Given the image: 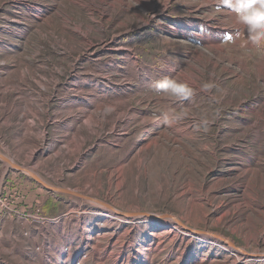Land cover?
Masks as SVG:
<instances>
[{
  "label": "rangeland",
  "instance_id": "rangeland-1",
  "mask_svg": "<svg viewBox=\"0 0 264 264\" xmlns=\"http://www.w3.org/2000/svg\"><path fill=\"white\" fill-rule=\"evenodd\" d=\"M214 8L0 0V155L17 164L0 157V264H264V71L219 51L233 39ZM163 77L194 95L164 98ZM109 107L136 116L127 131ZM73 192L138 216L111 220ZM169 216L186 227L176 239Z\"/></svg>",
  "mask_w": 264,
  "mask_h": 264
},
{
  "label": "bare ground",
  "instance_id": "bare-ground-1",
  "mask_svg": "<svg viewBox=\"0 0 264 264\" xmlns=\"http://www.w3.org/2000/svg\"><path fill=\"white\" fill-rule=\"evenodd\" d=\"M210 1H215V0H210ZM220 13H221L222 17H224L223 19L220 20V24L225 25V27L228 31V36L233 39V42L228 41L225 43H220L216 47L219 49V51L221 53H225V54H228V49H233L235 51V59L238 61L240 67L243 70H245L246 72L250 71L249 60L255 58L258 61L257 65L259 67V72L262 73L264 71V46L256 47V46H253L251 44H244L243 42L247 37V33L243 29L242 26L235 23L234 14H232L228 10H225V11L220 12ZM18 21H20V20H18ZM77 28L80 30V28L78 26H77ZM91 29H93V27H91ZM217 39H219V38L212 39L211 42L214 43L215 41H217V43H218L219 40H217ZM229 53H231V52H229ZM232 59H233V57H232ZM199 71H201V70L199 69ZM194 76H195V79L189 80L190 84H196L197 79L200 78L199 74H194ZM113 110L117 113V116L114 118V120L116 122H115V125L113 127V130H115L117 128V122H124L123 123V130L127 131L130 128V126L132 125V123L134 122L136 116L135 115H133L131 117L125 116L124 114H122L120 112V109L118 107H116ZM102 116L105 117V115H102ZM101 117L97 121L98 123H100L103 120V118H101ZM69 124H71V123H69ZM92 124H93L92 118H87L86 125H88V127L90 129H91L90 126H92ZM43 137H45V134L43 135ZM62 151H63V149H62ZM0 157L3 158L10 165H17L14 162H12L10 160V158H8L6 156L0 155ZM33 162H34L33 157L28 158V164L29 165H32ZM22 168L28 172L27 173L28 175L33 176L41 184H45L43 181L40 180V178L38 177L36 172L33 171L31 169V167L24 166ZM0 190H1V186H0ZM73 193L77 197L84 198L85 200L86 199L90 200V201L93 200V202L98 204V206H100L103 211H106V213L109 214V215H107V217L111 220L123 218L121 215L133 216V217L138 216V212H136V211L121 212V211L117 210V208H115L114 206L106 203L105 201H101L99 199L92 198L89 195H84L83 193H80V192H73ZM69 215H73V210L70 211ZM169 220H170V222L168 224H164V225H168V228H167L168 229L167 232L169 234L168 237L170 239H176L179 237L180 230L182 229V227H185L184 223L182 222L181 219H179L178 217H174V216H169ZM192 231L194 232V230H192ZM199 234L202 235L204 240H207L209 243H211L213 245H217V244L222 245V241H224V243L226 242L229 246L232 247L233 250L235 249L236 251L238 250V251H242V253H246L245 250H243L242 248L238 249L234 245V243L231 242V240L223 237L222 235H220L218 233H214V234H212V233H210V234L199 233ZM155 241H156V244H155L154 248H151L149 251H153V250L160 251L161 247L164 246L165 239L161 238L160 236L159 237L157 236V238H155ZM222 246H224V245H222ZM229 251H231V249ZM256 253H258V252H256ZM149 254H150V252H149ZM252 256H255V254H252ZM260 256L263 257L264 254H261ZM246 257L247 256H245V258ZM238 259H241V258H238ZM238 259H235L233 261V264H237Z\"/></svg>",
  "mask_w": 264,
  "mask_h": 264
},
{
  "label": "clouds",
  "instance_id": "clouds-1",
  "mask_svg": "<svg viewBox=\"0 0 264 264\" xmlns=\"http://www.w3.org/2000/svg\"><path fill=\"white\" fill-rule=\"evenodd\" d=\"M225 10L234 14L235 23L246 31L247 37L244 44L256 47L264 46V0H215L214 11L220 13ZM154 87L158 94L173 102H183L194 95V90L189 84L173 77H163L155 82ZM202 87L204 91H207L213 85L204 84ZM112 110L109 107L106 112ZM181 118L182 115L164 113L162 114V123L171 126L175 120ZM202 123L207 124L208 121L203 120Z\"/></svg>",
  "mask_w": 264,
  "mask_h": 264
},
{
  "label": "water",
  "instance_id": "water-1",
  "mask_svg": "<svg viewBox=\"0 0 264 264\" xmlns=\"http://www.w3.org/2000/svg\"><path fill=\"white\" fill-rule=\"evenodd\" d=\"M67 191V190H66Z\"/></svg>",
  "mask_w": 264,
  "mask_h": 264
}]
</instances>
